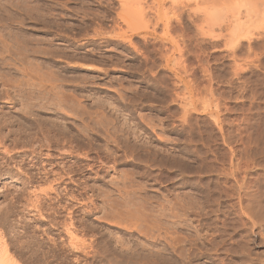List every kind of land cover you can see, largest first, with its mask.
<instances>
[{
    "label": "rangeland",
    "instance_id": "obj_1",
    "mask_svg": "<svg viewBox=\"0 0 264 264\" xmlns=\"http://www.w3.org/2000/svg\"><path fill=\"white\" fill-rule=\"evenodd\" d=\"M139 1L168 24L129 22L130 0H0V234L23 264H264V0ZM187 14L202 32L183 34ZM132 94L145 109L124 106ZM65 169L67 194L53 187ZM42 229L43 256L12 231Z\"/></svg>",
    "mask_w": 264,
    "mask_h": 264
},
{
    "label": "bare ground",
    "instance_id": "obj_2",
    "mask_svg": "<svg viewBox=\"0 0 264 264\" xmlns=\"http://www.w3.org/2000/svg\"><path fill=\"white\" fill-rule=\"evenodd\" d=\"M129 1V0H128ZM134 1V0H133ZM145 1V0H144ZM213 1V0H212ZM217 1V4H219L218 3V1L220 2V1H225L226 3L227 2H230L231 0H214V2H216ZM233 1V0H232ZM130 4L129 5H127V7H128V11H130V13H132L131 12V10L132 9H134V13H132V14H130L128 11L125 13V15L126 14H128V16H127V20H128V18L130 17V15L131 16H135V17H131L132 18V20L133 21H137V20H145L147 23L149 22V24L151 23V21H154V22H156V26H157V20H159L160 18L158 17V15H160V14H158V12H159V10L161 9L162 10V7L160 8V7H152L149 11H146L147 9H144L145 7H143V4H142V2L141 1H139V0H135L134 2H132L131 0H130ZM220 3H222V2H220ZM132 4V6H133V8H132V6H130ZM145 6V5H144ZM131 7V8H130ZM185 7V6H184ZM160 8V9H159ZM161 10H160V13H161ZM163 11H165V10H163ZM165 13V12H164ZM181 13V12H180ZM148 14H149V16L150 17H148ZM154 15L153 17H154V19L153 20H150L151 19V15ZM188 15V14H187ZM181 16V15H180ZM180 16H179V19H181L180 18ZM121 17V16H120ZM148 17V18H147ZM159 19H158V18ZM122 18V19H121ZM120 19H121V22H123L124 24L126 23V22H128L127 20H126V18H123V17H121ZM131 18H130V20H131ZM134 18V19H133ZM138 18V19H137ZM150 18V19H149ZM157 20H156V19ZM194 17H191V16H189L188 15V21H187V23H183V22H181V20H177L176 21V24L181 28V30L182 31H184L185 33H183V34H188L190 31H193V29L194 30H196V31H200V32H202V30H200V28H199V23H197L196 21H197V19H193ZM119 19V20H120ZM183 19V18H182ZM131 20V21H132ZM150 20V21H149ZM156 20V21H155ZM161 20V19H160ZM165 20V19H164ZM114 21V20H113ZM141 21V22H142ZM130 22V21H129ZM161 22H162V20H161ZM167 22H168V20H167ZM145 23V22H144ZM143 23V24H144ZM163 23V25H165V24H168V23H166V22H162ZM165 23V24H164ZM114 25H115V23H113ZM127 24V28H128V23H126ZM125 24V25H126ZM138 24V23H137ZM136 24V25H137ZM140 24H142V23H140ZM140 25V26H144V25ZM149 24H147V25H149ZM160 24V23H159ZM158 24V25H159ZM132 27H133V25L132 24H130ZM130 25H129V28L127 29V30H130V32L133 34V33H135L134 31H133V28H132V30H131V28H130ZM162 25V24H161ZM162 25V26H163ZM169 25H170V23H169ZM169 25H168V28H170L169 27ZM200 25H201V23H200ZM154 26H155V24H154ZM167 26V25H166ZM114 27V26H113ZM115 27H119L117 24L115 25ZM152 27V26H151ZM164 27V26H163ZM201 27V26H200ZM136 28V27H135ZM142 28H144V27H142ZM147 28V27H146ZM146 28H144L145 30H147ZM154 28V27H153ZM166 28V27H165ZM164 28V29H165ZM179 28V29H180ZM202 28V27H201ZM114 29V28H113ZM126 29V28H125ZM151 29V28H150ZM167 29V28H166ZM165 29V30H166ZM137 30H139V29H137ZM154 31V30H153ZM128 33V32H127ZM137 33V32H136ZM203 35V34H202ZM185 36V35H184ZM187 37H189L188 35H187ZM145 38V37H144ZM147 38V37H146ZM146 40V39H145ZM129 42V44L130 45H132V43H131V40L130 41H128ZM149 42V41H148ZM144 45H145V43H144ZM145 46H148V45H145ZM134 47V46H133ZM152 47V46H151ZM145 48H147V47H145ZM153 49H154V47H153ZM138 50V49H137ZM149 51V50H148ZM147 51V53H149ZM152 51V50H151ZM150 51V52H151ZM156 51V50H155ZM157 52V51H156ZM150 54V53H149ZM147 56H149V55H147ZM147 59V58H146ZM150 59V58H149ZM151 62V61H150ZM155 62V61H154ZM155 64V63H154ZM154 64L152 65L153 66V68L155 69L157 66H155L154 67ZM151 66V67H152ZM29 68V67H28ZM20 69H22V68H20ZM25 70V69H24ZM29 70L31 71V69L29 68ZM28 70V75H29V73H33L32 71L30 72ZM33 70V69H32ZM151 70H153L152 68H151ZM19 71H21V70H19ZM27 71V70H26ZM23 73H25V72H23ZM38 73V72H37ZM37 73H35L34 75H36ZM25 75V74H24ZM32 75V74H31ZM42 75V74H41ZM27 76V75H26ZM40 76V75H39ZM41 78V77H40ZM43 78H47V77H44V74H43ZM41 79V80H44V79ZM48 79H46V81H47ZM45 81V80H44ZM55 89V88H54ZM57 92V91H56ZM134 92V91H133ZM32 93V92H31ZM57 94V93H56ZM176 95V94H175ZM41 96V95H40ZM57 96V95H56ZM58 96H59V94H58ZM56 97V98H59V97ZM177 96V95H176ZM179 96V95H178ZM43 97V96H42ZM40 98V97H39ZM38 98V99H39ZM50 98V97H49ZM178 98V97H177ZM47 99V98H46ZM60 99H61V97H60ZM62 100V99H61ZM177 100H179V102L177 101ZM176 101L178 102V104H180L179 106H177V107H179L180 108V114H178V117H179V124H178V126L182 129V130H184V129H187V127H189V125H190V121H189V119H188V117H190V115H189V113H190V109L191 108H193L186 100H184L183 98L181 99V97H180V99H177ZM53 101V100H52ZM61 102L59 99L57 100V104H58V106L57 107H59V102ZM144 101V100H143ZM143 101L140 99V97L138 96V94H132L129 98H127V99H125L124 98V106L125 107H131V108H133V110H136V109H138V107H141L142 109H145L146 107L144 106L143 107ZM67 102V101H66ZM172 102H173V100H172ZM64 103V102H63ZM101 103V102H100ZM145 103V102H144ZM174 103V102H173ZM105 104V103H104ZM99 104L97 103V106H98ZM101 105V104H100ZM173 105V104H172ZM25 106V105H24ZM74 106V105H73ZM102 106V105H101ZM29 107V106H28ZM72 107V106H71ZM104 108V107H103ZM178 108V109H179ZM176 121V120H175ZM174 121V122H175ZM177 122V123H178ZM191 127V126H190ZM189 127V128H190ZM180 130V129H179ZM192 130V129H191ZM42 131V130H41ZM188 131V130H187ZM34 132V131H33ZM40 132V131H39ZM43 132V131H42ZM49 132V131H48ZM190 132V131H189ZM188 132V133H189ZM53 133V132H52ZM29 134V133H28ZM38 134V133H37ZM44 134V133H43ZM33 135H34V133H33ZM23 136V135H22ZM62 136V135H61ZM30 137V136H29ZM36 137V136H35ZM22 138V137H21ZM46 139L45 140H47V141H49L48 139H47V137H45ZM124 141V140H123ZM126 141V140H125ZM4 145V144H3ZM40 145V144H39ZM137 145V144H136ZM139 145V144H138ZM141 145V144H140ZM52 147V146H51ZM130 146H128L127 144H126V146H123V147H120V149L122 148V152L125 154V153H130V156H131V154L133 153H135L136 154V156L137 157H142L141 159H138L137 160V158H136V160L139 162V163H141L142 165H144V167H145V169H146V172L144 173V174H151V172H150V168L151 167H153V165L154 164H156V162H155V159H153V156L152 155H149V154H138L137 153V151L135 150V151H132V150H130V148H129ZM39 148V147H38ZM70 149H71V147H70ZM195 149V148H194ZM196 149H197V147H196ZM3 150H5V149H3ZM8 150V149H7ZM12 150V149H11ZM33 150V149H32ZM49 150V149H48ZM64 150V149H63ZM34 151V150H33ZM32 151V152H33ZM6 152V151H5ZM197 152H198V150H197ZM35 153V152H34ZM68 153H70V152H68ZM73 152H71L70 154H72ZM97 153V152H96ZM101 153V152H100ZM146 153V152H145ZM207 154H209V152L207 153ZM214 154V153H213ZM141 155V156H140ZM206 155V154H205ZM71 156V155H70ZM96 156V155H95ZM213 156V155H212ZM129 157V156H128ZM155 157V156H154ZM11 158V157H10ZM101 158V157H100ZM99 158V159H100ZM134 159H135V157H133ZM98 159V160H99ZM11 160V159H10ZM88 160V159H87ZM107 160H108V162H104V161H102V160H100V163H102L101 164V166H103V168L105 167V166H108L110 163H115L116 162V158H107ZM133 160V159H132ZM173 161V160H172ZM206 161V160H205ZM13 162V161H12ZM32 162V161H31ZM165 162V161H164ZM162 160H161V162H158L159 163V166H166V167H170L172 164L170 163V164H166V163H164ZM167 162V161H166ZM213 162V161H212ZM14 163V162H13ZM202 163H203V160H202ZM17 164V163H16ZM108 164V165H107ZM18 165V164H17ZM114 165V164H113ZM140 165V164H139ZM211 165V164H210ZM37 166V165H36ZM99 166V165H98ZM184 166V165H183ZM8 167V166H7ZM109 167V166H108ZM111 167V166H110ZM109 167V168H110ZM180 167V166H179ZM213 167V166H212ZM47 168V167H46ZM46 168H42L41 170V172H42V174H43V177H46V176H48L49 174H50V172L51 171H49V170H46ZM62 168V167H61ZM72 168V167H71ZM114 168V167H113ZM171 169H172V167H170ZM173 168H175V166L173 167ZM205 168V167H204ZM63 169V168H62ZM158 169H159V167H158ZM71 170V169H70ZM184 170H185V168H184ZM187 170H188V168H187ZM198 170V169H197ZM196 170V171H197ZM200 171V173H202V170H205V169H203V167H201L200 169H199ZM21 171V170H20ZM159 171V170H158ZM192 171V170H191ZM209 171V170H208ZM213 171V170H212ZM39 172V171H38ZM187 172V171H186ZM198 172V171H197ZM60 173H61V171H60ZM72 171H69V170H67V169H65V170H63L62 171V173L61 174H59V173H57V174H55V175H53V176H55V179L53 180V187H54V185H64V188H61L60 190H62L63 189V191H65L66 189H67V187H69L67 184L68 183H66V181H68V182H70V181H73L72 180V178L74 177V175H72ZM161 173V172H160ZM167 173V172H166ZM199 173V174H200ZM28 174V173H27ZM26 174V175H27ZM41 174V173H40ZM53 174V173H52ZM174 174V173H173ZM220 174V173H219ZM37 175V174H36ZM32 176V175H31ZM31 176H27V183H26V185H30L31 187H32V185H33V183H34V179H33V177H34V175H33V177H31ZM156 178L155 179H157V175H154ZM160 176H162L161 174H160ZM153 177V176H152ZM168 177V176H167ZM166 177V178H167ZM188 177V176H187ZM26 178V177H25ZM174 178H175V180L176 181H178V182H181V180H183L184 179V171L182 170V168L181 169H179L178 168V170L176 169V172H175V176H174ZM198 178V177H197ZM44 179H46V178H44ZM199 179H200V177H199ZM195 180V179H194ZM198 180V179H197ZM167 181H168V178H167ZM214 181V180H213ZM43 182V181H42ZM46 182V181H45ZM166 182V181H165ZM172 183V182H171ZM182 183V182H181ZM197 183V182H196ZM219 183V182H218ZM35 185V184H34ZM81 184L79 183L78 184V186L77 187H79ZM175 185V184H174ZM177 186V185H176ZM179 186V185H178ZM206 186V185H205ZM211 186V185H210ZM219 186V185H218ZM75 187V186H74ZM214 187V186H213ZM215 187H216V185H215ZM234 187V186H233ZM48 188H49V190L51 189V192L53 191V190H55V189H53V188H51L49 185H48ZM204 188V187H203ZM84 188H82V190H83ZM211 189V188H210ZM227 190H228V188H226ZM70 190V189H69ZM16 191V190H15ZM42 191H44V190H42ZM119 191H121V190H119ZM124 191V190H123ZM230 191V190H229ZM234 191V190H233ZM28 192V191H27ZM35 192H37V191H35ZM39 192V191H38ZM47 192H49V191H47ZM62 192V191H61ZM66 192V194L68 193V191L66 190L65 191ZM84 192V191H83ZM117 192H118V190H117ZM139 192H141V191H139ZM214 192H216V191H214ZM41 193H43V192H41ZM46 193V192H45ZM226 193V192H225ZM15 194V193H14ZM27 194V193H26ZM48 194V193H47ZM47 194H46V196H47ZM128 194V193H127ZM86 195V194H85ZM84 195V196H85ZM204 195V194H203ZM208 195V194H207ZM219 195H221V194H219ZM236 195V194H235ZM11 196V195H10ZM45 196V195H44ZM65 196V195H64ZM68 196H71L70 197V199L72 198L73 200H75L76 198H75V196L72 194V192L71 191H69V194H68ZM228 196V195H227ZM242 196V195H241ZM208 197V196H207ZM19 198V197H18ZM45 198V197H44ZM55 198V197H54ZM184 198V197H183ZM211 198V197H210ZM229 198V197H228ZM11 199V198H10ZM16 199V198H15ZM71 199V200H72ZM177 199V198H176ZM14 200V199H13ZM80 200V199H79ZM87 200H90L91 201V199H89L88 197H87ZM70 201V200H69ZM77 201V200H76ZM89 201V202H90ZM145 201V200H144ZM182 201V200H181ZM189 201V200H188ZM56 202V201H55ZM79 202V201H78ZM77 202V203H78ZM122 202H123V200H122ZM147 202V201H146ZM170 202V201H169ZM27 203V202H26ZM28 203H30V210H31V212L33 213V212H37V213H42L43 212V210H44V207H43V197H41L39 194L38 195H34L33 196V198L28 202ZM67 203V202H66ZM91 203V202H90ZM124 203V202H123ZM178 203H180V202H178ZM182 203V202H181ZM186 203H187V200H186ZM211 203H213V202H211ZM68 204V203H67ZM93 204V203H92ZM121 204V203H120ZM146 204V203H145ZM165 204H167V203H165ZM171 204H173L172 202H171ZM1 205V204H0ZM3 205V204H2ZM8 205V204H7ZM53 205V204H52ZM64 205H66V204H64ZM149 205V204H148ZM150 205H152V204H150ZM163 205H164V203H163ZM26 206V205H25ZM71 206V205H70ZM172 206V205H171ZM190 206V205H189ZM215 206V205H214ZM221 206H222V204H221ZM4 207V206H3ZM73 207V206H72ZM90 207H93L91 204L90 205H86L85 206V209H89ZM121 207V206H120ZM122 207H124V206H122ZM142 207H143V205H142ZM162 207V206H161ZM169 207V206H168ZM175 207H176V205H175ZM175 207H174V210H176V209H179L180 207L178 206L176 209H175ZM218 207V206H217ZM66 208V207H65ZM69 208V207H68ZM119 208V207H118ZM144 208H146V206H144ZM163 208V207H162ZM171 208H173V207H171ZM170 207L168 208L169 210H173V209H171ZM193 208V207H192ZM64 209V208H63ZM111 209V208H110ZM147 209V208H146ZM146 209H145V211H146ZM150 209H151V207H150ZM150 209L148 210V212L150 211ZM159 209V208H158ZM168 209H167V211H168ZM183 210L185 209V208H182ZM181 209V210H182ZM216 209V208H215ZM2 211L4 210V209H1ZM0 210V212H2ZM7 210H9V209H7ZM27 210H28V208H27ZM29 210V211H30ZM92 210V209H91ZM120 210V209H119ZM152 210V209H151ZM154 210V209H153ZM166 210V209H165ZM185 210H188V209H185ZM195 210V209H194ZM5 211H6V209H5ZM50 211V210H49ZM145 211H144V214H147L148 216H149V214H148V212L147 213H145ZM160 211H162V210H160ZM159 211V212H160ZM8 212V211H7ZM30 212V213H31ZM69 212V211H68ZM72 212V211H71ZM118 212H120V214L119 215H122L124 212H128L127 211V209L125 210V208L124 209H122V210H120V211H118ZM143 212V211H142ZM158 212V213H159ZM170 212V211H169ZM175 212H178V211H175ZM183 212V211H182ZM3 213V212H2ZM12 213V212H11ZM44 213V212H43ZM115 213V212H114ZM130 213L132 214V216L135 214V212L134 211H132V210H130ZM156 213V212H155ZM172 213V212H171ZM170 213V214H171ZM174 213V212H173ZM173 213L171 214L172 216H176V214L175 215H173ZM193 213V212H192ZM6 214V213H5ZM5 214H4V217H5ZM139 214V213H138ZM160 214V216H161V212L159 213ZM163 214H165V213H163ZM1 215H3V214H1ZM10 215V214H9ZM8 215V216H9ZM33 215H34V213H33ZM40 215H42V214H40ZM140 215V214H139ZM152 215H153V213H152ZM203 215V214H202ZM7 216V215H6ZM11 216V215H10ZM66 216V215H65ZM68 216V215H67ZM169 216V215H168ZM177 216H179L178 215V213H177ZM200 216V215H199ZM198 216V217H199ZM205 216V215H204ZM203 216V217H204ZM39 217H42V216H39ZM146 217V216H145ZM154 217V216H153ZM162 217V216H161ZM187 217V216H186ZM202 217V216H201ZM3 218V217H2ZM2 218H0L1 220H2ZM6 218V217H5ZM148 218V217H147ZM146 218V219H147ZM156 218H158L157 217V215H156ZM167 218H169V217H167ZM176 218V217H175ZM149 219H151V218H149ZM155 219V218H154ZM163 219H165L166 220V218H163ZM172 219V218H171ZM170 219V220H171ZM177 219V218H176ZM0 220V221H1ZM5 220V219H4ZM11 220H13V219H11ZM142 220V219H141ZM157 220V219H156ZM161 220V219H160ZM168 220V219H167ZM166 220V221H167ZM146 221V220H145ZM159 221V220H158ZM177 221V220H176ZM5 222V221H4ZM164 222V221H163ZM22 223V222H21ZM24 223V222H23ZM62 223V222H61ZM70 223V222H69ZM69 223H68V225H69ZM156 223H157V221H156ZM155 223V225H157ZM160 223V222H159ZM3 224V223H2ZM54 224V223H53ZM66 224V223H65ZM151 224V223H150ZM20 225V224H19ZM29 225V224H28ZM13 226V225H12ZM22 226V225H21ZM72 226V225H71ZM26 227V226H25ZM66 227H67V225H66ZM14 228H16V227H14ZM13 228V229H14ZM24 228V227H23ZM22 228V229H23ZM68 228V227H67ZM157 228V227H156ZM12 229V228H11ZM74 229V228H73ZM25 230V229H24ZM23 230V231H24ZM161 230V229H160ZM8 231V230H7ZM12 231H14V239L16 240V239H19V238H24V237H26V238H29L30 240L28 241L29 243V247H30V252L32 251L34 254H41V256H43V238L41 237V236H43V229H42V233H41V235H39V237H31V236H28V235H30V234H28L26 231H21V232H19V230L18 231H16V230H12ZM81 231V230H80ZM66 232V231H65ZM64 232V233H65ZM87 232V231H86ZM160 232V231H159ZM158 232V233H159ZM66 233H68V232H66ZM73 233V232H72ZM160 234V233H159ZM9 235V234H8ZM69 235H70V237H69V239H75L74 237H72V234H71V231H70V233H69ZM45 236V235H44ZM10 237H12V236H10ZM68 239V240H69ZM72 239V240H73ZM13 240V239H12ZM12 240H11V242H12ZM25 240V239H24ZM18 241V240H17ZM48 241V240H47ZM70 241V240H69ZM75 241H76V239H75ZM93 241V240H92ZM6 241H4L3 240V237L1 236V234H0V264H23V263H20V262H18L16 259H15V257L14 256H12V254H11V251H10V247H9V244H6L5 243ZM20 242V241H19ZM26 242V241H25ZM90 242V241H89ZM88 242V243H89ZM94 242V241H93ZM9 243V242H8ZM72 243V242H71ZM70 243V244H71ZM68 244H69V242H68ZM86 244H87V242H86ZM17 245V244H16ZM14 246V248L15 247H17V246ZM52 245V244H51ZM73 245H74V243H73ZM73 245H71V246H73ZM89 245V244H88ZM94 245V244H93ZM92 245V246H93ZM13 246H12V244H11V247L13 248ZM28 246H26V247H28ZM76 246V245H75ZM84 246H86V245H84ZM19 247V246H18ZM88 247V246H87ZM54 248V247H53ZM75 248V247H74ZM20 249H21V247H20ZM95 249V248H94ZM18 251H19V249H17ZM22 250L23 249H21L19 252L21 253L22 252ZM28 250H29V248H28ZM93 250V249H92ZM96 250V249H95ZM47 251V250H46ZM93 252V251H92ZM33 254V255H34ZM87 254V253H86ZM21 255H22V253H21ZM25 255V254H24ZM32 256V255H31ZM35 256V255H34ZM40 256V255H39ZM100 256V255H99ZM25 257V256H24ZM90 257V256H89ZM93 257V256H92ZM17 258V257H16ZM27 258V257H26ZM35 258V257H34ZM39 258V257H38ZM96 258V257H95ZM104 258V257H103ZM47 259V258H46ZM24 260V259H23ZM104 260V259H103ZM20 261V260H19ZM32 261V260H31ZM37 261V260H36ZM79 261V260H78ZM81 262V261H80ZM40 262H38V264H39ZM41 264V263H40Z\"/></svg>",
    "mask_w": 264,
    "mask_h": 264
}]
</instances>
